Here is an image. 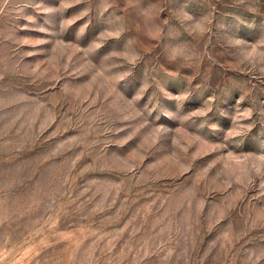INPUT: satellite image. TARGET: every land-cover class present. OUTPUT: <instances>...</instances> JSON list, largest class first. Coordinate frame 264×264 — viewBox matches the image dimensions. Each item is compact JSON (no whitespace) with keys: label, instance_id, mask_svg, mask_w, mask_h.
<instances>
[{"label":"rangeland","instance_id":"1","mask_svg":"<svg viewBox=\"0 0 264 264\" xmlns=\"http://www.w3.org/2000/svg\"><path fill=\"white\" fill-rule=\"evenodd\" d=\"M0 264H264V0H0Z\"/></svg>","mask_w":264,"mask_h":264}]
</instances>
